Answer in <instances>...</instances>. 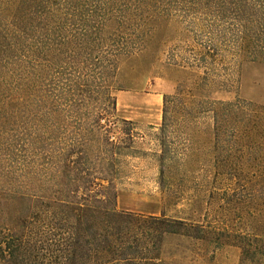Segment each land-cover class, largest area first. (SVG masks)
I'll use <instances>...</instances> for the list:
<instances>
[{
	"label": "trees",
	"instance_id": "trees-1",
	"mask_svg": "<svg viewBox=\"0 0 264 264\" xmlns=\"http://www.w3.org/2000/svg\"><path fill=\"white\" fill-rule=\"evenodd\" d=\"M205 3L229 5L217 17L234 31L204 34L192 61H181L209 78L223 63L216 44L223 41L237 68L264 62V0L253 7L249 0H0V206L7 217L0 264H24L46 243L48 264H160L165 235L201 239L212 230L236 238L243 252L264 239V106L238 97L163 100L162 132L177 110L211 119L222 227L117 208L120 161L133 135H114L115 92L137 87L162 52L170 21ZM165 156L162 149L161 180Z\"/></svg>",
	"mask_w": 264,
	"mask_h": 264
},
{
	"label": "rangeland",
	"instance_id": "rangeland-1",
	"mask_svg": "<svg viewBox=\"0 0 264 264\" xmlns=\"http://www.w3.org/2000/svg\"><path fill=\"white\" fill-rule=\"evenodd\" d=\"M249 1L252 4L248 7L258 4V0ZM221 6L229 7L227 4ZM221 6L198 4L187 15L174 17L166 31L163 50L150 63L147 76L140 77L137 87L115 92L117 124L114 135L125 137V132L131 129L133 135L132 148L120 161V175L116 181L118 209L155 216L164 211L168 217L193 218L218 229L223 226L220 212L223 204L219 189H214L210 166V117L203 113L194 117L193 113L186 115L177 110L170 115L171 125L161 131L163 100L167 95L179 96L185 101L238 97L264 106V62L243 61L237 68V60L231 58L223 41L216 43L224 47L223 63L215 65L209 78L202 68L181 61L183 57H190L187 61H192L189 52L199 46L198 41L204 34L229 36L234 31L233 27L219 24L217 11ZM251 17L256 19L255 15ZM172 50L178 53L175 61L169 60ZM162 149H166L167 164L163 180L159 172ZM254 182L249 180L252 194L258 189ZM222 186V183L217 185ZM6 218L0 206V235L5 233L2 223ZM231 219L247 229L246 221ZM237 241L212 230L201 239L165 235L160 244V264H264V239L253 242L247 252L234 245ZM24 264H48V243Z\"/></svg>",
	"mask_w": 264,
	"mask_h": 264
}]
</instances>
